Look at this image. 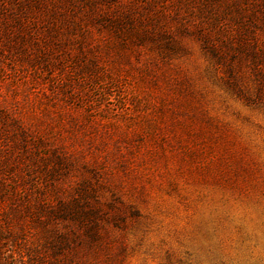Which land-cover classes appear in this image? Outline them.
<instances>
[{
  "label": "rangeland",
  "instance_id": "obj_1",
  "mask_svg": "<svg viewBox=\"0 0 264 264\" xmlns=\"http://www.w3.org/2000/svg\"><path fill=\"white\" fill-rule=\"evenodd\" d=\"M0 264H264V0H0Z\"/></svg>",
  "mask_w": 264,
  "mask_h": 264
}]
</instances>
